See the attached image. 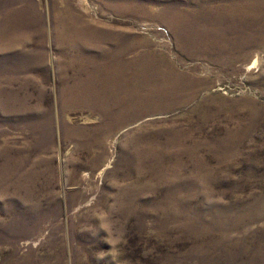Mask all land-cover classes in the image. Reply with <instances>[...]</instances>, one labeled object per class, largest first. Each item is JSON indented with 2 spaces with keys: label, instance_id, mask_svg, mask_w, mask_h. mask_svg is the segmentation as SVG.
<instances>
[{
  "label": "rangeland",
  "instance_id": "374dc122",
  "mask_svg": "<svg viewBox=\"0 0 264 264\" xmlns=\"http://www.w3.org/2000/svg\"><path fill=\"white\" fill-rule=\"evenodd\" d=\"M0 264H264V0H0Z\"/></svg>",
  "mask_w": 264,
  "mask_h": 264
}]
</instances>
